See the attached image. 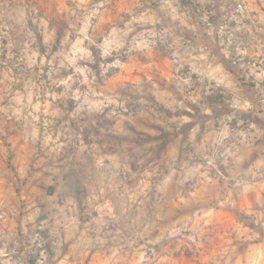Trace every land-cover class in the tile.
<instances>
[{
  "label": "rangeland",
  "instance_id": "1",
  "mask_svg": "<svg viewBox=\"0 0 264 264\" xmlns=\"http://www.w3.org/2000/svg\"><path fill=\"white\" fill-rule=\"evenodd\" d=\"M210 3L264 0L68 1L70 39L54 50L55 61L69 67L68 81L1 86L0 129L11 135L36 121L59 129L69 120L82 134L86 123L110 130L121 119L141 155L155 161L144 162L147 178L122 179L113 200L74 205L88 208L93 220L78 216L66 232L53 231L51 220L0 232V264H217L227 244L230 264L237 250L264 240L256 199L264 176V103L242 104L228 94L220 73L238 64L225 54L234 47V25L217 24ZM117 63L130 65L128 101L123 84L96 96L86 81L104 80V67ZM46 93L55 96L52 103L36 98ZM28 94L29 102L22 98ZM166 151L169 157H161Z\"/></svg>",
  "mask_w": 264,
  "mask_h": 264
},
{
  "label": "crops",
  "instance_id": "2",
  "mask_svg": "<svg viewBox=\"0 0 264 264\" xmlns=\"http://www.w3.org/2000/svg\"><path fill=\"white\" fill-rule=\"evenodd\" d=\"M3 1L0 3V87L39 88L48 83L47 86L52 88L56 87V82H67L69 67L55 61L54 50L61 39H70V22L73 20L66 14L69 0ZM210 4L212 18L217 24L234 25L230 28L234 47L225 54L236 57L238 64L232 70L220 73L228 94L242 104L264 103V3ZM52 13L62 16L55 17ZM58 24L64 28L61 33ZM220 28L223 34L228 33L227 26ZM104 49L105 53L107 47ZM114 50L110 47L108 54ZM14 57H19V61H14ZM122 68L119 63L106 65L104 71L109 74L104 80L99 82L89 77L86 81L96 89V96L105 90L117 92L123 84L128 91L122 99L128 101L133 82L125 74L131 72L130 65ZM58 74L62 77H57ZM22 98L29 102L31 96ZM36 98L40 103L55 100L54 95L47 93L42 100L40 95ZM38 118L36 116L35 120ZM121 121L116 120L110 130L99 124L90 126L86 123L87 128L82 134L67 126L69 120H65L59 129L41 128L37 121L32 124L34 127L20 129L11 135L0 129V232L13 231L17 227L24 231L26 225L39 229V225L48 220H51L53 231L66 232L76 222V217L88 219L91 216L93 220L96 216L89 213L88 208L78 212L74 205L81 203L90 207L92 202L106 203L113 200L109 194L118 192L116 185L122 179L147 178L144 162L147 160L151 165L155 160L151 155H141L140 147ZM152 149L153 154L157 149ZM161 157L168 158L169 152ZM257 184V214L262 216L264 176L258 178ZM112 205L115 211L112 209L111 212L115 217L120 214V209L115 203ZM14 217L20 218V222L15 223ZM237 251L230 264H249L252 258H256V264H264V240L247 244L244 251ZM256 252L258 254L254 256ZM217 253L224 260L219 258L215 262L228 264V244Z\"/></svg>",
  "mask_w": 264,
  "mask_h": 264
},
{
  "label": "built area",
  "instance_id": "3",
  "mask_svg": "<svg viewBox=\"0 0 264 264\" xmlns=\"http://www.w3.org/2000/svg\"><path fill=\"white\" fill-rule=\"evenodd\" d=\"M229 57V56H228Z\"/></svg>",
  "mask_w": 264,
  "mask_h": 264
}]
</instances>
